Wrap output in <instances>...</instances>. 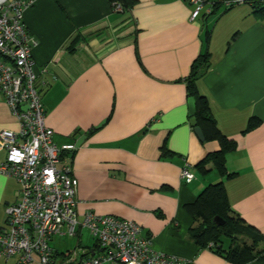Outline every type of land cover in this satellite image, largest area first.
<instances>
[{
  "label": "crops",
  "instance_id": "crops-1",
  "mask_svg": "<svg viewBox=\"0 0 264 264\" xmlns=\"http://www.w3.org/2000/svg\"><path fill=\"white\" fill-rule=\"evenodd\" d=\"M113 1L34 0L24 12L37 41L33 60L46 124L57 145L77 146L69 156L79 217L93 212L133 221L158 253L232 264L195 243L198 224L188 206L223 181L234 213L264 235V17L247 4L193 19L187 0H127L133 4L123 12ZM222 8L210 26L208 18ZM236 13L247 16L237 20ZM205 52L211 62L199 90L220 130L238 144L227 155L230 178L212 164L206 171L198 166L220 149L217 140L201 141L190 123L185 79ZM252 118L260 123L245 133ZM1 129L18 131L20 123L0 91ZM5 159L0 141V165ZM186 162L191 182L181 178ZM19 188L0 172V231ZM82 237L83 230L79 242L93 248Z\"/></svg>",
  "mask_w": 264,
  "mask_h": 264
},
{
  "label": "built area",
  "instance_id": "built-area-1",
  "mask_svg": "<svg viewBox=\"0 0 264 264\" xmlns=\"http://www.w3.org/2000/svg\"><path fill=\"white\" fill-rule=\"evenodd\" d=\"M192 18L264 0H187ZM34 0H0V91L20 123V129L0 130L6 159L0 172L15 178L20 188L16 202L5 209L6 229L0 231V259L18 257L17 264H55L50 242L56 236L78 237L87 230L98 248L77 247L60 264H193L162 253L142 236L133 221L87 212H77L79 181L72 174L70 156L75 144L57 145L54 131L46 124L44 103L34 68L36 39L24 23V12ZM113 9L123 12L121 0ZM27 107V108H26ZM181 178L191 182L195 174L188 162Z\"/></svg>",
  "mask_w": 264,
  "mask_h": 264
},
{
  "label": "trees",
  "instance_id": "trees-1",
  "mask_svg": "<svg viewBox=\"0 0 264 264\" xmlns=\"http://www.w3.org/2000/svg\"><path fill=\"white\" fill-rule=\"evenodd\" d=\"M121 1L125 10L131 9L133 3ZM250 6L257 16L264 17V4ZM210 62V52L201 53L195 60L190 75L185 79L189 98L194 97L196 100L197 125L202 128L205 141L217 140L220 143V149L210 152L198 166L206 171L205 166L212 164L220 175L230 178L235 174L228 172L227 155L236 150L238 144L220 130L211 112L208 97L201 94L198 87V80L208 71ZM259 123V120L252 118L244 132L250 131ZM69 155L70 152L64 154L66 157ZM188 211L198 224L191 230L192 239L197 245L213 251L232 264H264V235L234 213L223 181L207 186L196 202L188 206ZM215 217L222 218L224 225L216 224ZM82 246L80 242L77 245ZM92 247L98 248V243L95 241ZM72 251L55 252L53 259L59 258L63 261Z\"/></svg>",
  "mask_w": 264,
  "mask_h": 264
},
{
  "label": "rangeland",
  "instance_id": "rangeland-1",
  "mask_svg": "<svg viewBox=\"0 0 264 264\" xmlns=\"http://www.w3.org/2000/svg\"><path fill=\"white\" fill-rule=\"evenodd\" d=\"M250 8V6H248ZM225 9L222 8V10L216 14V15H212L208 18V22L210 23L209 25L212 26L213 24H211V22L216 19ZM236 9L234 8L232 10V12H234ZM251 10V8H250ZM234 17H236V19H242L244 18V16H247V14H244V13H236V14H233ZM251 20V18H249ZM83 242L85 244H93L94 243V239L90 236L89 232L87 230H83ZM79 239L78 237H69V236H66V237H56L53 239L52 242H50L51 245L53 246H58L60 249H65V251L69 250L70 248H72V250L74 248L77 247L78 243H79Z\"/></svg>",
  "mask_w": 264,
  "mask_h": 264
},
{
  "label": "water",
  "instance_id": "water-1",
  "mask_svg": "<svg viewBox=\"0 0 264 264\" xmlns=\"http://www.w3.org/2000/svg\"><path fill=\"white\" fill-rule=\"evenodd\" d=\"M27 108V107H26ZM189 108H190V123L194 127V131L196 135L199 137L201 141H205V136L203 130L200 126L197 125V118H196V100L194 97L189 98ZM214 222L218 225H224V220L220 217H215Z\"/></svg>",
  "mask_w": 264,
  "mask_h": 264
}]
</instances>
